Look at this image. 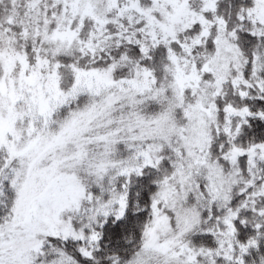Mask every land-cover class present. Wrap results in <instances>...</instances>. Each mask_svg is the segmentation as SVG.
Segmentation results:
<instances>
[{
  "label": "snow or ice",
  "instance_id": "obj_1",
  "mask_svg": "<svg viewBox=\"0 0 264 264\" xmlns=\"http://www.w3.org/2000/svg\"><path fill=\"white\" fill-rule=\"evenodd\" d=\"M0 264H264V0H0Z\"/></svg>",
  "mask_w": 264,
  "mask_h": 264
}]
</instances>
